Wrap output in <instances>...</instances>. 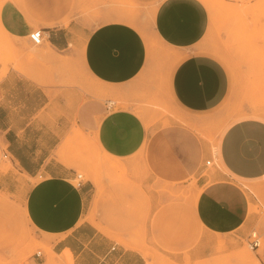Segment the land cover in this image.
I'll return each instance as SVG.
<instances>
[{
	"label": "crops",
	"instance_id": "obj_1",
	"mask_svg": "<svg viewBox=\"0 0 264 264\" xmlns=\"http://www.w3.org/2000/svg\"><path fill=\"white\" fill-rule=\"evenodd\" d=\"M124 1L133 7L123 0L0 3L6 37L22 45L34 31L44 35L36 53L42 60L26 75L10 69L0 79L4 153L21 175L17 184L12 172L0 173V189L13 194L26 188L30 226L72 264H148V248L175 260L203 259L215 252L218 238L227 241L245 229L250 205L264 203V118H236L221 129L215 146L194 133H177L174 142L171 133L158 136L150 176L160 170L169 182L187 181L179 198L160 201V194L146 191V248L119 243L99 218L88 219L94 186L75 185L78 174L58 154L78 134L105 160L130 158L148 140L140 104L169 103L199 122L232 90L227 68L201 46L210 15L200 0ZM62 69L80 72V87L60 89L61 76L50 71ZM89 76L108 89L112 106L84 92ZM202 157L212 169L200 165ZM46 262L41 256L40 264Z\"/></svg>",
	"mask_w": 264,
	"mask_h": 264
},
{
	"label": "rangeland",
	"instance_id": "obj_2",
	"mask_svg": "<svg viewBox=\"0 0 264 264\" xmlns=\"http://www.w3.org/2000/svg\"><path fill=\"white\" fill-rule=\"evenodd\" d=\"M200 1L210 15L208 32L201 46L224 64L232 78L228 98L212 116L194 122L172 104L145 101L138 106V112L147 127L148 140L136 155L105 160L90 140L78 134L66 139L58 151L59 156L83 176V183L90 182L94 186V201L88 219L96 223L99 218L114 239L125 245L146 248V227L142 220L148 198L146 191L160 194V201L185 196L183 184L187 179L169 182L160 170L153 173L156 178L150 176L151 147L160 142L158 136L171 133V141L174 142L173 137L177 133H194L202 142L213 145L221 129L236 118H264V0ZM135 8L148 10L146 5ZM89 15H93L91 8ZM146 16L149 18L150 13ZM40 48L31 42L16 44L0 30V79L10 69L26 75V70L38 63V58L42 60L36 54ZM50 74L61 76L60 89L80 87V72L62 69L51 70ZM84 85V92L89 98H104L112 106L115 99L107 88L90 76ZM171 141L165 140V144L169 145ZM4 152L6 146L0 134V173L12 172L18 184L21 175L9 158H5ZM207 161L202 157L200 165L212 169ZM191 178L194 183V177ZM78 182L77 179L73 181L75 185ZM5 186L2 184L4 189ZM25 194L26 188L13 194L0 189V264H40L41 257L36 258L38 252L47 258L45 264H72V257L53 254L51 247L30 226L24 212ZM254 239L259 240L260 246L252 250L249 243ZM147 256L148 264H264V203L261 200V203L250 205L245 229L227 241L226 238H218L215 252L203 259L185 257L175 260L158 254L152 248H148Z\"/></svg>",
	"mask_w": 264,
	"mask_h": 264
},
{
	"label": "built area",
	"instance_id": "obj_3",
	"mask_svg": "<svg viewBox=\"0 0 264 264\" xmlns=\"http://www.w3.org/2000/svg\"><path fill=\"white\" fill-rule=\"evenodd\" d=\"M30 40L31 42L36 45V46H39L43 43L44 41V35H43V31L42 30H37V31H34L30 34ZM5 158H8V156L5 154ZM211 162H207V165H210ZM79 182H78V186H80L82 183H83V176L81 175H77V178H76ZM250 248L253 250V249H256L260 246V242L258 239H254L252 240L250 243ZM42 256V253L41 252H38L36 254V258H40ZM33 264H39L37 262H33Z\"/></svg>",
	"mask_w": 264,
	"mask_h": 264
},
{
	"label": "bare ground",
	"instance_id": "obj_4",
	"mask_svg": "<svg viewBox=\"0 0 264 264\" xmlns=\"http://www.w3.org/2000/svg\"><path fill=\"white\" fill-rule=\"evenodd\" d=\"M0 30H1V32L4 34V30H3V28L0 26Z\"/></svg>",
	"mask_w": 264,
	"mask_h": 264
}]
</instances>
